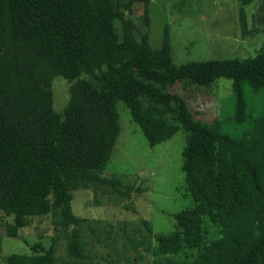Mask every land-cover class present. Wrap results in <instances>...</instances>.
<instances>
[{
	"label": "trees",
	"instance_id": "16d2710c",
	"mask_svg": "<svg viewBox=\"0 0 264 264\" xmlns=\"http://www.w3.org/2000/svg\"><path fill=\"white\" fill-rule=\"evenodd\" d=\"M241 1L245 31L244 5L251 0ZM150 2L0 0V210L14 217L7 234L16 237L27 218L51 214L57 226L71 229L69 253L85 258L88 220L73 212V192L122 185L102 175L120 134L121 101L151 147L186 133L182 170L194 205L174 215L172 233L156 235L158 252L198 250L178 264H264V115L235 138L222 132L219 120L196 119L170 89L177 82L209 87L231 79L235 119L245 122L244 83L264 89V46L254 56L175 64L168 27L155 49L131 18L117 24V9L131 13L141 3L149 27ZM57 76L70 82L62 112L54 107ZM123 188L125 196L133 191ZM205 217L221 232L210 243ZM140 223L147 234L141 228L137 244L149 250L153 230L148 220ZM38 246L29 255H9L6 264H56L55 246Z\"/></svg>",
	"mask_w": 264,
	"mask_h": 264
},
{
	"label": "rangeland",
	"instance_id": "374dc122",
	"mask_svg": "<svg viewBox=\"0 0 264 264\" xmlns=\"http://www.w3.org/2000/svg\"><path fill=\"white\" fill-rule=\"evenodd\" d=\"M241 0H151L150 25L143 19V5L138 3L130 13L117 9V24L131 18L139 30L149 33L150 44L158 49L169 29L172 58L175 64L233 57L254 56L264 46V0H251L244 5L246 30L242 28ZM70 82L61 76L53 80L54 107L62 112L69 100ZM170 89L185 98L196 119L219 120L221 130L235 138L243 137L254 120L264 115V89L254 90L244 83L249 117L238 123L235 119V95L232 80L221 77L211 86L185 85L177 82ZM120 134L110 161L102 175L118 177V190L98 185L78 188L73 194L72 209L88 224L83 227L85 258L69 253L68 237L71 229L57 226L53 215L27 218V224L9 237L7 226L14 217L0 210L2 249L0 264L13 253L31 254L55 246L56 264H178L192 261L197 249L182 248L176 254H160L156 235L169 234L175 229L174 215L194 205L187 192L182 170V152L186 133L179 130L170 139L151 147L147 138L131 116L126 105L119 101ZM132 186L128 196L119 190ZM144 218L153 230L151 248L138 245L142 240ZM204 241L210 243L220 237V227L204 218ZM142 231V232H143Z\"/></svg>",
	"mask_w": 264,
	"mask_h": 264
}]
</instances>
